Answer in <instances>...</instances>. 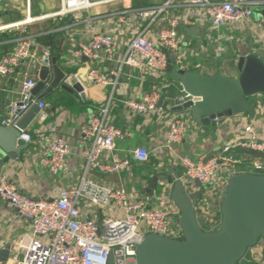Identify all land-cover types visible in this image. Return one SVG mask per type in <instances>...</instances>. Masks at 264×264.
Returning <instances> with one entry per match:
<instances>
[{
	"label": "built area",
	"instance_id": "1",
	"mask_svg": "<svg viewBox=\"0 0 264 264\" xmlns=\"http://www.w3.org/2000/svg\"><path fill=\"white\" fill-rule=\"evenodd\" d=\"M31 1L27 0L28 13ZM133 1L61 0L60 10L50 16H39L30 20L31 16L28 14L25 21L1 26L0 31H14L17 37L11 51L0 60V81L4 77L20 75L19 71L26 62L37 61L33 49L39 44L28 33L27 27L44 18H65L96 6L123 3V9L109 12L106 18L109 21L116 20L118 27L125 28V33H102L93 29L90 41L77 42L74 49L75 58L87 62L88 78L93 85L115 88L125 75V68L139 70L143 75L156 79L164 78L169 73L171 55L179 53L177 60L183 59L180 54V25L186 28L199 26L211 32H219L226 27L245 30L255 23L256 11L264 8V0H182L184 12L174 14L172 9L176 7V0H166L162 4L140 8H133ZM152 28L157 30L156 34ZM258 54L262 56L259 52ZM52 56L50 49H46L38 62L41 66L52 69ZM102 64L114 65V69H102ZM38 83L35 77L25 75L20 89L21 99L10 107V116L3 121L2 126H15L34 105L40 111L48 108L46 102H37L33 97ZM182 93V96L175 98L176 106L191 101L196 103L199 100L184 90ZM161 94L162 90L155 87L152 92L139 99L125 100L123 106L132 114L142 117L156 112L162 113L163 108L159 105ZM108 114V109H104L97 115H91L82 125L80 148L87 166L78 187L62 190L55 199H41L23 192L9 176H0V206L13 210L19 219L29 223L31 230L30 235H25L22 239L21 259L14 250L11 251L7 260L13 261V264H107L109 256L114 257V264H138V246L146 235L182 240L181 212L173 201L150 208L144 200L132 197L123 186L114 188L98 185L87 178L91 171L117 174L132 166L128 159L116 156H112L109 161H102L104 155H111L115 151L117 139L126 136L122 129L109 123ZM191 120L189 117L172 118L165 134V144L160 147L159 153L164 150L173 152L176 145L183 143L191 128ZM18 142L35 144L27 130L22 131ZM235 148L264 155V140L256 136L253 125H248L219 156L179 158L187 182H200L205 190V194L198 196L195 201V208L198 215L207 219V233H213L221 226L222 194L228 185L224 182L223 175L237 174V163L228 157ZM70 155L71 146L67 140L61 135H55L48 141L40 163L52 175L58 176L68 170ZM150 155L142 147L132 151L133 159L138 163H147ZM261 171L260 165L258 172ZM186 191L188 192L187 187ZM83 205L88 206V210L98 208L101 213H105L103 224L92 217L83 216ZM248 254L250 261L264 264V241L261 240L252 247Z\"/></svg>",
	"mask_w": 264,
	"mask_h": 264
},
{
	"label": "crops",
	"instance_id": "2",
	"mask_svg": "<svg viewBox=\"0 0 264 264\" xmlns=\"http://www.w3.org/2000/svg\"><path fill=\"white\" fill-rule=\"evenodd\" d=\"M11 1L13 0H0V27L25 21L24 19L29 15L34 17V12L39 17L41 16L40 14H44L45 10H47L46 13H50L48 15L50 16L60 10L62 4L60 0H49L44 6L41 4L38 7L34 6V9L31 7L33 10L30 8L29 13L27 8L24 11L22 10L23 16H18L13 14L14 9L6 12L1 11V7H8L10 4L7 3ZM136 1L139 0H134L131 6L140 8L141 6L136 5ZM165 1L147 0V4L142 7L162 4ZM182 2V0H176V7L172 9L174 14H182L184 12ZM124 6L121 2L113 6H96L90 10L78 12L73 16L57 17V20H53L48 25L45 20L47 18H44L27 27L28 33L33 35L39 44L33 49L37 61L26 62L19 71L20 75L1 79L0 126L10 116V107L21 99V83L25 79V75L35 77L38 82H40L42 75L47 77L51 74L52 77V69L43 67L38 62L46 49H50L53 54L52 57L57 58V64L65 71L67 76H74L83 85L86 100H82L77 93L72 94L61 88L41 99L48 104V108L45 111H41L27 129L32 135L35 144L29 145V148L23 152L20 162L10 161L8 164H4L0 171V176H9L13 182L20 186L23 192L37 198L51 200L57 198L62 190L73 189L80 185L87 166L85 158L81 155L80 148L82 125L88 121L91 115H97L104 109L109 111V123L122 129L126 136L123 139H117L115 151L111 155H104L102 161H109L112 156H116L121 159H128L132 166L129 170L118 172L117 174H103L91 171L88 173L87 178L98 185L114 188L123 186L132 197L144 200L150 208H156L172 202L169 199V192L175 181L176 174L185 183L189 194L196 193L198 196L205 194L202 185L199 186L197 182H187L185 170L179 161L180 157L198 159L219 156L223 149L232 144L248 125H253L256 136L264 140V95H257L254 98L256 109L254 119H251L248 114L234 115L229 118L219 119L218 122L212 121L209 126L191 120V128L183 143L176 145L173 148V152L164 150L159 153L158 150L165 144V134L168 130L169 122L173 117H178L173 110L176 107L175 99H169L166 92L168 86L163 83L170 80L169 73L164 78L156 79L150 75H143L139 70L125 68V75L121 77L115 88L112 86H95L88 78L89 66L87 62L84 59H76L74 56L76 43L90 41L93 29L102 33H125V28L118 27L116 20L109 21L106 18L109 12H113L115 9L121 10ZM196 27L203 30L201 34L188 33L186 29L191 27L186 28L184 25L178 27L181 46H184V43L187 42V47H182L185 49V55L180 60H177L176 57L175 65L179 68L198 72L201 76L209 77L220 73L225 77L236 78L238 76L236 65V75H226L219 70H216L214 75L205 74L194 66V59L196 57L201 58V55L191 56L189 53L190 47L207 45L210 39H214L215 43H221L226 41L228 36L227 28H223L224 30L218 34V37H211L208 36V33H210L209 29ZM229 29L234 34L242 31L252 32L255 39L254 47L250 50L256 54L259 52L264 59V48L261 47H264V28L260 24L255 22L252 27L245 28V30L241 28ZM152 30H154V34L157 33L154 28ZM8 33L14 34L15 32L10 30L0 31V60L7 52L11 51L13 46L14 39H10ZM15 36L17 37V34ZM101 68L114 69V65L102 64ZM128 74L131 75V78H128ZM156 82H159L160 85H157ZM157 86L162 90L159 101L160 107L163 108L162 113L156 112L151 116L142 117L134 115L124 108L123 102L125 100L139 99L143 95L152 92ZM66 94L71 99L66 100ZM53 100L57 101L56 107L50 105ZM72 101L76 102L78 109L66 104L67 102L72 103ZM88 103L95 109L87 106ZM168 103L170 105H167ZM55 135L64 137L71 146V155L68 158L69 168L58 176L52 175L40 163L48 141ZM23 144L20 143V145ZM137 147L145 148L151 153L147 163L134 161L132 151ZM260 165L259 160H252L249 156L243 155L236 164V173L260 175L258 172ZM223 178L224 182L228 184L231 176L223 175ZM170 181L173 183L170 184ZM83 206V216L92 217L103 224L106 218L105 213H101L98 208L88 210V206ZM30 232L28 222L19 219L16 213L8 207L0 206V249L10 246L14 253L18 255V258L21 259L20 247L23 242L22 239L25 235H30ZM4 264H13V261L8 260Z\"/></svg>",
	"mask_w": 264,
	"mask_h": 264
},
{
	"label": "water",
	"instance_id": "3",
	"mask_svg": "<svg viewBox=\"0 0 264 264\" xmlns=\"http://www.w3.org/2000/svg\"><path fill=\"white\" fill-rule=\"evenodd\" d=\"M260 26L264 28V8L256 11ZM190 34H201L202 29H186ZM52 60V77L42 75L34 89L37 102L59 88L77 93L86 100L83 85L74 76H67ZM238 76H201L198 72L179 68L171 55L170 78L183 90L199 100L176 106L178 117H190L194 122L210 125L214 119L234 115L256 116V109L248 98L264 95V59L256 53L246 51L237 64ZM53 78V79H52ZM52 79V80H51ZM37 105L24 114L15 126H0V171L10 161L20 162L28 144L20 145L18 139L40 113ZM170 199L181 212L182 240H171L159 235H146L138 246V264H239L247 252L264 241V175L237 173L231 176L222 194L221 226L213 233L204 231L207 219L196 212L198 194H189L185 183L176 174ZM200 186V182H197ZM12 251L10 246L0 250V264L7 263ZM107 264H114L109 256Z\"/></svg>",
	"mask_w": 264,
	"mask_h": 264
},
{
	"label": "rangeland",
	"instance_id": "4",
	"mask_svg": "<svg viewBox=\"0 0 264 264\" xmlns=\"http://www.w3.org/2000/svg\"><path fill=\"white\" fill-rule=\"evenodd\" d=\"M47 1L49 0H32L31 7L34 9L35 7H38L41 4L44 6L46 5ZM7 4H10V5L9 6L7 5L8 7L6 8L5 6H2L1 11L6 12V11H10L14 9L13 14L18 15V16H23L22 10L24 11L26 8L28 9L27 0H13L11 2H8ZM46 12L47 10H45L44 14H40V15L48 16L50 13H46ZM33 14L35 16L34 17L32 16V18L38 17V15H36L35 12ZM27 19H28V16L24 20H27ZM47 19H45L47 25L51 24L53 20H57V18H50L48 20ZM254 19H255L256 24H260L257 19L256 13H255ZM226 28H227L226 30L228 33L226 41H223L221 43H215L214 39H210L207 45L203 44L200 47L199 45H196V47L193 46L192 48L190 47L189 53L191 56L195 57L197 56V54L201 55V58L196 57L194 59L195 60L194 66L198 67L202 73L214 75L216 73V70H219L226 75L227 74L236 75L235 65L237 64L240 56L246 51H251L250 49L254 47L255 37H253L252 32L242 31L241 33L238 32L234 34L233 31L229 29V27H226ZM222 30L224 29L222 28L219 32L210 31V33H208V36L218 37V34H220ZM182 47L186 48L187 42L184 43V46ZM261 47L264 48L263 46ZM184 48H182L180 52L182 57L185 55ZM178 56H179V53L174 54L175 58Z\"/></svg>",
	"mask_w": 264,
	"mask_h": 264
},
{
	"label": "trees",
	"instance_id": "5",
	"mask_svg": "<svg viewBox=\"0 0 264 264\" xmlns=\"http://www.w3.org/2000/svg\"><path fill=\"white\" fill-rule=\"evenodd\" d=\"M146 4H147V0H139V1H136V5L137 6H141L142 7V6L146 5ZM8 34H9V38L10 39H15V37H16L15 36L16 35L15 33H14L15 35L12 34V33H8ZM163 83L168 86V90L166 92L168 94L169 99H175V98L183 95V93H182V90H183L182 89V86H180L179 83L176 82L173 78H170V80H168L167 82H163ZM156 84L157 85H160L159 82H156ZM66 97H67L66 100L71 99V97L68 94H66ZM255 97L256 96H253V97L248 98V101L250 103H252V105L254 107H255V103H254V98ZM66 104H68V105H70L72 107H76V105H77L75 101L74 102L72 101V103L67 102ZM50 105L52 107H56L57 106V101L56 100L55 101L54 100L51 101L50 102ZM167 105H170V103H168ZM87 106L93 107L90 103H88ZM93 108L95 109V107H93ZM243 155L249 156L252 160L253 159L254 160H256V159L259 160V162L261 163V166H262V171L260 172V175H264V155L263 154L258 153V152H255V151H251V150L246 151V150H242L240 148H235V149H233L230 152V154L228 155V157L229 158L231 157L234 162L238 163L241 160V157ZM204 231L207 233L208 232V227H205ZM239 264H256V263L253 262V261H250L249 254H248Z\"/></svg>",
	"mask_w": 264,
	"mask_h": 264
},
{
	"label": "bare ground",
	"instance_id": "6",
	"mask_svg": "<svg viewBox=\"0 0 264 264\" xmlns=\"http://www.w3.org/2000/svg\"><path fill=\"white\" fill-rule=\"evenodd\" d=\"M29 19H30V20H32L33 18H32V17H30Z\"/></svg>",
	"mask_w": 264,
	"mask_h": 264
}]
</instances>
